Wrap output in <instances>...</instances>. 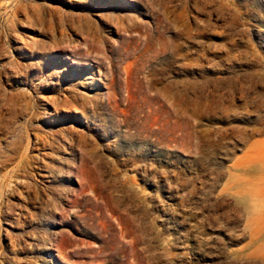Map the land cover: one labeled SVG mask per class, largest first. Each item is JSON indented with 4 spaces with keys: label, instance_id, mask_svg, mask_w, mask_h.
I'll return each mask as SVG.
<instances>
[{
    "label": "rangeland",
    "instance_id": "rangeland-1",
    "mask_svg": "<svg viewBox=\"0 0 264 264\" xmlns=\"http://www.w3.org/2000/svg\"><path fill=\"white\" fill-rule=\"evenodd\" d=\"M0 264H264V0H0Z\"/></svg>",
    "mask_w": 264,
    "mask_h": 264
}]
</instances>
